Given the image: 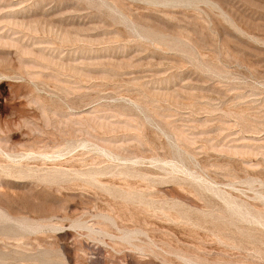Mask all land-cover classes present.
Wrapping results in <instances>:
<instances>
[{
    "label": "rangeland",
    "instance_id": "rangeland-1",
    "mask_svg": "<svg viewBox=\"0 0 264 264\" xmlns=\"http://www.w3.org/2000/svg\"><path fill=\"white\" fill-rule=\"evenodd\" d=\"M0 264H264V0H0Z\"/></svg>",
    "mask_w": 264,
    "mask_h": 264
}]
</instances>
